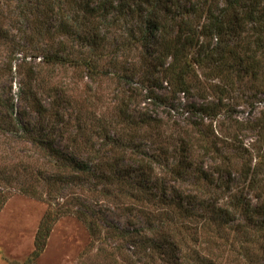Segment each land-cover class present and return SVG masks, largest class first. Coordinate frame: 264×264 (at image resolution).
<instances>
[{"label":"rangeland","instance_id":"rangeland-1","mask_svg":"<svg viewBox=\"0 0 264 264\" xmlns=\"http://www.w3.org/2000/svg\"><path fill=\"white\" fill-rule=\"evenodd\" d=\"M59 5L61 15L42 17L43 2L0 0V264H174L175 256L182 264H264V230L241 231L240 209L210 232L217 247L208 244L201 209L183 217L158 199L165 189L175 201L186 194L212 201L218 190L202 171L220 174L253 205L264 197V27L261 35L248 30L252 24L240 29L225 66L191 49L188 90L174 93L154 61L146 73L140 67L143 43L129 42L132 29L140 36L138 14L104 22L105 49L93 66L92 51L55 33L61 19H82L77 0ZM52 51L65 58L46 62ZM144 75L158 86L141 84ZM148 89L160 98L140 94ZM124 103L135 123L123 117Z\"/></svg>","mask_w":264,"mask_h":264},{"label":"trees","instance_id":"trees-1","mask_svg":"<svg viewBox=\"0 0 264 264\" xmlns=\"http://www.w3.org/2000/svg\"><path fill=\"white\" fill-rule=\"evenodd\" d=\"M212 1H217L215 8L211 6ZM42 2L46 4L47 8L43 10L40 6L37 9L39 14L50 12L54 15H61L59 5L61 0H28V3L37 5ZM220 2L222 5L219 6ZM77 7L78 12H81L82 19L79 20L78 16H75L76 18L61 19L59 24L56 25L55 33L57 35H67L66 38L74 39L86 46L88 51H92L93 55H90L88 59L93 66L99 60V54L105 49L106 40L102 39L100 35L104 22L115 15L117 18L121 14H138L140 21L142 20L141 27L143 26V30L141 31L142 28L139 27L137 30L138 33L140 32V36L133 37L135 30L132 29L129 34V42L143 43L144 51L141 56L140 67L144 68L143 70L146 73V64L154 61L152 68L160 67L163 78L166 79L174 93H185L188 90L187 77L192 70L188 55L191 49L202 48L200 51L203 53L202 57L211 62H218V65L225 66L230 60L229 58L234 56L232 41L239 36V30H245L247 25L252 24L248 30L250 29L261 35L262 27H264V0H211L210 4H207V0H77ZM171 9L173 14L169 17ZM44 16L42 15V17ZM202 19L203 22H201ZM38 21L41 24L44 22L43 18L38 19ZM259 23H262V26L256 29L255 25ZM173 27L176 28L175 33H171ZM153 54L154 57L152 58ZM44 58L48 63H60L65 57L59 51H52ZM167 58L171 59L168 63H166ZM145 82L156 87L159 81L157 78L147 79L144 75L141 84ZM140 94L150 100L160 98L151 89L146 90L144 94ZM32 100L33 108L39 117L46 116L48 109L36 97H33ZM128 101H130V98H128ZM127 105L126 103L123 104L121 113L127 121L135 123L132 118H126L130 116ZM200 108L208 111L207 106ZM39 142H47V138L41 137ZM52 151L54 152L52 155L57 156L61 161L63 160L64 155L62 152L60 154L53 147ZM143 163L139 165V170L147 168L146 162ZM69 164L73 165L76 171L84 172L86 169L84 163H80L76 159H70ZM127 172L126 170L124 172L119 171V175L125 179L126 176L130 175L126 174ZM242 172L246 173L247 171L244 169ZM201 177L207 186H212L214 187H211L213 190H218L216 191L218 196L211 194L214 197L212 201L211 199L197 201V196L191 194L178 195V199L175 201L173 197L172 199L168 198L165 189L162 190L158 199L164 205L171 204V206H174V210L183 217L197 213L194 210L195 207L201 209L199 214L203 216L200 218L203 222V228L204 225L207 226L205 235L208 244L217 245L216 239L212 238L210 232H215L216 229L222 230L235 220L233 216L235 211L232 208L237 211L240 209L239 212L244 218L243 223H237V226L242 228L241 231L254 230L257 232L264 230V197L260 194L257 195V198L261 201L253 205L241 192L238 194L231 193L230 187L224 183L220 174L213 177L211 174L202 171ZM254 182L256 183V181ZM250 184L252 185V183ZM228 191L230 192L227 196V202L222 205L219 204L220 198H223V193H228ZM83 220L91 236L98 235L99 229L96 223L86 217H83ZM250 227L251 229H249ZM218 234H220L219 231ZM252 241L254 242V240ZM160 246L156 247L157 250L160 249ZM171 246L172 248L175 247L176 243H172ZM262 259L264 260V258ZM202 260L204 261V259ZM207 262L208 264H214L210 259ZM174 264H182L179 261V256H175ZM186 264L192 263L188 262Z\"/></svg>","mask_w":264,"mask_h":264}]
</instances>
